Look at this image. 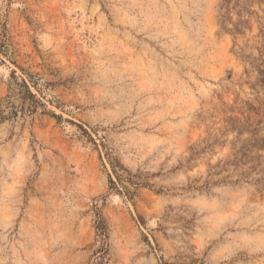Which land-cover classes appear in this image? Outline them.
I'll use <instances>...</instances> for the list:
<instances>
[{
    "label": "rangeland",
    "instance_id": "1",
    "mask_svg": "<svg viewBox=\"0 0 264 264\" xmlns=\"http://www.w3.org/2000/svg\"><path fill=\"white\" fill-rule=\"evenodd\" d=\"M0 40V109L29 72L61 117L0 123V264H264V0H0Z\"/></svg>",
    "mask_w": 264,
    "mask_h": 264
},
{
    "label": "trees",
    "instance_id": "2",
    "mask_svg": "<svg viewBox=\"0 0 264 264\" xmlns=\"http://www.w3.org/2000/svg\"><path fill=\"white\" fill-rule=\"evenodd\" d=\"M5 43L0 40V54L6 56V50H4ZM3 63V62H1ZM23 71V70H21ZM13 86L10 88V95L7 96L4 108L0 109V123L5 120H13L17 117H26L27 115H32L40 109L42 114H48L57 121L61 120L60 116L47 111L44 104H42L36 95L32 92L31 88L36 92L40 93L41 88L39 86L40 78L36 74L25 72L26 78L16 76L15 72L12 71ZM15 97L18 98V103L15 104ZM72 123V122H70ZM83 133H86L81 127H79ZM115 173V172H114ZM110 183L114 186V183L110 179ZM99 232L98 236L101 238L105 237V228L101 223V226H96Z\"/></svg>",
    "mask_w": 264,
    "mask_h": 264
}]
</instances>
